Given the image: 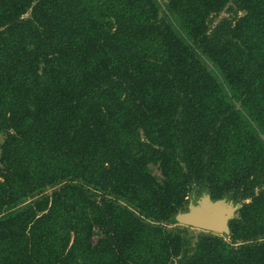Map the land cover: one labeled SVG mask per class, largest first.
<instances>
[{
    "label": "trees",
    "instance_id": "trees-1",
    "mask_svg": "<svg viewBox=\"0 0 264 264\" xmlns=\"http://www.w3.org/2000/svg\"><path fill=\"white\" fill-rule=\"evenodd\" d=\"M0 135V264H264V0H0Z\"/></svg>",
    "mask_w": 264,
    "mask_h": 264
},
{
    "label": "water",
    "instance_id": "water-1",
    "mask_svg": "<svg viewBox=\"0 0 264 264\" xmlns=\"http://www.w3.org/2000/svg\"><path fill=\"white\" fill-rule=\"evenodd\" d=\"M235 213L236 208L230 202L212 201L208 195H204L195 204L190 203L186 211L178 213L171 220V224L228 236L230 234L229 222Z\"/></svg>",
    "mask_w": 264,
    "mask_h": 264
},
{
    "label": "rangeland",
    "instance_id": "rangeland-1",
    "mask_svg": "<svg viewBox=\"0 0 264 264\" xmlns=\"http://www.w3.org/2000/svg\"><path fill=\"white\" fill-rule=\"evenodd\" d=\"M232 13H233L232 11H230V12H228V11H224V12H222L221 14H219V15L213 17V24H216V23H217L219 20H221L222 18H225V17H229V16H231ZM210 67H211V66H210ZM2 139H3V137L0 135V143L2 142ZM153 172H154L157 176L160 175L156 168H153ZM49 192H50V191H49ZM191 230H193V232H195V233L200 231V230H196V229H191ZM95 240H96V237H94V241H95Z\"/></svg>",
    "mask_w": 264,
    "mask_h": 264
},
{
    "label": "flooded vegetation",
    "instance_id": "flooded-vegetation-1",
    "mask_svg": "<svg viewBox=\"0 0 264 264\" xmlns=\"http://www.w3.org/2000/svg\"><path fill=\"white\" fill-rule=\"evenodd\" d=\"M196 202V201H195Z\"/></svg>",
    "mask_w": 264,
    "mask_h": 264
}]
</instances>
